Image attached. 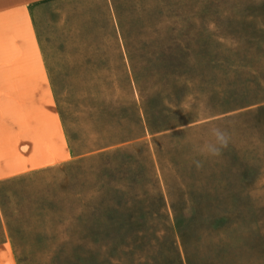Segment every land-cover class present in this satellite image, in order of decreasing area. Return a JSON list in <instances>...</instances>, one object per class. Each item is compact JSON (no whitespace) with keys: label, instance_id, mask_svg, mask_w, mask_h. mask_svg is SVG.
<instances>
[{"label":"rangeland","instance_id":"rangeland-1","mask_svg":"<svg viewBox=\"0 0 264 264\" xmlns=\"http://www.w3.org/2000/svg\"><path fill=\"white\" fill-rule=\"evenodd\" d=\"M32 11L74 158L0 183V264H264V0Z\"/></svg>","mask_w":264,"mask_h":264},{"label":"crops","instance_id":"crops-1","mask_svg":"<svg viewBox=\"0 0 264 264\" xmlns=\"http://www.w3.org/2000/svg\"><path fill=\"white\" fill-rule=\"evenodd\" d=\"M36 1L0 0V183L74 158L36 41Z\"/></svg>","mask_w":264,"mask_h":264},{"label":"clouds","instance_id":"clouds-1","mask_svg":"<svg viewBox=\"0 0 264 264\" xmlns=\"http://www.w3.org/2000/svg\"><path fill=\"white\" fill-rule=\"evenodd\" d=\"M210 138L203 144L202 152L208 156L216 157L219 156L221 150L226 148L229 143L228 133L220 128L212 127L209 132ZM199 166V162H195Z\"/></svg>","mask_w":264,"mask_h":264},{"label":"trees","instance_id":"trees-1","mask_svg":"<svg viewBox=\"0 0 264 264\" xmlns=\"http://www.w3.org/2000/svg\"><path fill=\"white\" fill-rule=\"evenodd\" d=\"M256 104H263V105H258L254 109L245 110L241 114H243V115L255 114L256 115V114L264 113V102H257ZM171 249L176 254L174 264H183L182 261H181V258H180V254L178 252V248L175 247V243H173V246H172Z\"/></svg>","mask_w":264,"mask_h":264}]
</instances>
